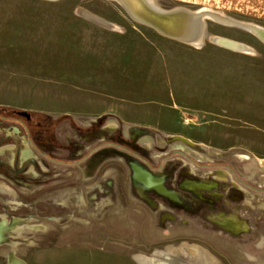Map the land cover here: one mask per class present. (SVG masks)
<instances>
[{
    "label": "rangeland",
    "instance_id": "1",
    "mask_svg": "<svg viewBox=\"0 0 264 264\" xmlns=\"http://www.w3.org/2000/svg\"><path fill=\"white\" fill-rule=\"evenodd\" d=\"M204 22L253 52L174 41L113 0H0V108L30 114L0 119V264H264V44ZM38 111L121 116L88 159L58 164L28 143L25 123L52 126ZM72 135L63 120L41 147Z\"/></svg>",
    "mask_w": 264,
    "mask_h": 264
},
{
    "label": "bare ground",
    "instance_id": "2",
    "mask_svg": "<svg viewBox=\"0 0 264 264\" xmlns=\"http://www.w3.org/2000/svg\"><path fill=\"white\" fill-rule=\"evenodd\" d=\"M57 1V0H48ZM122 7L136 23L153 29L158 34L174 41L200 48L205 39L216 46L239 53H252L248 46L227 39L209 36L206 33L205 20L234 25L251 33L264 44V28L254 24L242 23L226 17L220 12L191 11L176 7L168 11L158 7L156 0H113ZM204 40V41H203ZM168 194V193H167ZM199 264H209V260L196 253Z\"/></svg>",
    "mask_w": 264,
    "mask_h": 264
},
{
    "label": "crops",
    "instance_id": "3",
    "mask_svg": "<svg viewBox=\"0 0 264 264\" xmlns=\"http://www.w3.org/2000/svg\"><path fill=\"white\" fill-rule=\"evenodd\" d=\"M172 1L179 4V7H184L192 11H212V12H217V13L220 12L221 14L233 20L237 19V21L238 20L254 21L255 23L257 22V23L264 24V0H172ZM201 47H203V45H201L200 48ZM23 112H26V111H23ZM38 112H39L38 113L39 115H46V116L60 115L59 117L61 116L90 117L89 119H87L88 122L86 121L84 125H78L74 121L73 118L69 117L71 121H67V122L69 123L72 133L74 134L72 135L73 139L70 141V137H68V139L66 140V143H59L58 141L57 144L59 145V149L61 153L66 152L67 154L69 153V155L70 153L75 154L77 158L75 157L73 158V160L71 159L68 161L60 158L58 162H54L58 164H68V163L75 164V163H79L81 161H85L86 159H88L90 155L93 153V151L95 150V148H92L94 150L90 154L89 152L92 149H90L88 153L85 154V156L82 155V157H78V151H76L75 143L77 142L81 143L82 140H84L82 136L90 132L91 130H98L100 128L103 129L102 127H104L105 125L106 126L104 128H107V126L109 125L104 122L103 123L101 122L104 116H107V115H116L119 117L121 116V112L119 113V111H72V112H69V111H38ZM128 123H130V121ZM76 128H79V130H76ZM86 130H88V132H86ZM98 139L99 138L95 137V140H98ZM28 143L33 149L39 152V150L36 147L37 145L35 146V145H32V143L30 142ZM101 144L107 145V143H101ZM40 154L42 155V153ZM69 161H72V162H69ZM135 178L137 179L136 175H135Z\"/></svg>",
    "mask_w": 264,
    "mask_h": 264
},
{
    "label": "flooded vegetation",
    "instance_id": "4",
    "mask_svg": "<svg viewBox=\"0 0 264 264\" xmlns=\"http://www.w3.org/2000/svg\"><path fill=\"white\" fill-rule=\"evenodd\" d=\"M16 114L15 115H17V116H19V117H22V118H24L26 121H29L30 120V118L29 119H27L26 117H23V116H20L18 113H17V111L15 112ZM30 115V114H29ZM7 122H9V121H7ZM11 122V121H10ZM101 130V129H100ZM99 129L98 130H91L90 132H88V133H86L85 135H83L82 136V138L84 139V141H82L83 142V146H82V144L81 143H79V142H77V143H75L76 145H75V148H76V151H78V157H82V154H81V152H83L84 151V153H83V156H85V154H87L88 153V151L90 150V149H92L91 147L88 149V148H86V147H84V146H88V144H90L91 143V141L92 140H95V137H97V138H101V137H105V134L107 133V132H104L103 133V129L100 131ZM100 131V133L99 134H96L97 132H99ZM110 136H113V135H110ZM29 141V140H28ZM30 142V141H29ZM131 144V143H130ZM42 144L40 145H37L36 147H37V149L39 150V152H41L42 153V155H43V157L45 158V159H49V160H51V161H53V162H58V160H60V158L57 156V155H55V152L57 153V152H61L60 151V149H59V145L56 143L55 144V147H54V150H55V152L53 153H51V152H49V151H45V150H43L42 149ZM83 150V151H82ZM133 175V174H132ZM136 177H137V180L138 181H143L146 185H159L158 183H156V181L153 179V182L155 183V184H151L152 183V181H151V177L150 176H146V177H144V176H139V175H137L136 174ZM0 191L1 192H10L11 193V190L10 189H8L7 187H5V185H3V184H0ZM160 191H162V190H160ZM163 192V191H162ZM154 193V198H159V196L155 193V192H153ZM164 193H166V192H164ZM7 226H2V225H0V232H1V228H3L2 230L4 231L5 229L4 228H6ZM3 238V237H2ZM0 241H1V235H0Z\"/></svg>",
    "mask_w": 264,
    "mask_h": 264
},
{
    "label": "trees",
    "instance_id": "5",
    "mask_svg": "<svg viewBox=\"0 0 264 264\" xmlns=\"http://www.w3.org/2000/svg\"><path fill=\"white\" fill-rule=\"evenodd\" d=\"M16 111L14 110H8L6 108H0V119L1 120H4V121H13L12 119H10L8 117V114H16L15 113ZM10 116V115H9ZM32 116V115H31ZM43 121H46L48 123H50L49 125H52L50 127V131H48L47 129L45 128H39L40 127V124L37 123V124H34L33 125V129L31 128V126H29V124L25 123L24 125L26 126V129L25 131L27 132V136H28V140L30 141V143H32V145H41V141H42V138H44L45 136H47L50 132H51V129L56 127V125L63 121V120H67V121H71V119L67 116H61L59 117L58 119L56 120H53L51 117L49 116H46V115H43ZM76 130H79V128H76ZM86 132H88V130H86ZM50 140L52 141L51 137H50ZM53 142V141H52ZM55 142V141H54ZM104 144H101L100 146H102ZM94 149H92L89 154L93 151ZM207 167H212V166H207ZM215 167V166H213Z\"/></svg>",
    "mask_w": 264,
    "mask_h": 264
},
{
    "label": "water",
    "instance_id": "6",
    "mask_svg": "<svg viewBox=\"0 0 264 264\" xmlns=\"http://www.w3.org/2000/svg\"><path fill=\"white\" fill-rule=\"evenodd\" d=\"M20 116H23V117H26L27 119H29L30 118V115L27 113V112H23V111H19V112H17ZM140 167L141 168V170H142V175L144 176V177H146L147 175H150L151 176V181H152V183L151 184H155L154 182H153V179H155V180H157V182L158 183H160L159 185H161V186H163L162 185V183L152 174V173H150V172H148V171H146L145 169H143L141 166H139L138 164H136V163H130V167H131V170H132V174H133V178H134V180H136V181H138L136 178H135V171H134V167ZM139 183H141V184H143L144 185V183L143 182H141V181H138ZM156 182V183H157ZM145 186V185H144ZM145 188H147L148 190H151V191H153V192H155L158 196H161V197H166V198H170V197H173V195L170 193V191H168L164 186H163V188L167 191V193H165V194H161V193H158L155 189H151V188H149V187H145Z\"/></svg>",
    "mask_w": 264,
    "mask_h": 264
}]
</instances>
